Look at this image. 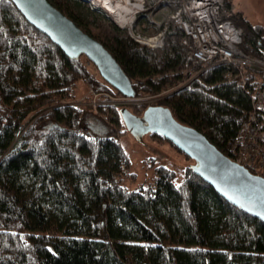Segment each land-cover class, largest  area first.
<instances>
[{
	"label": "trees",
	"instance_id": "1",
	"mask_svg": "<svg viewBox=\"0 0 264 264\" xmlns=\"http://www.w3.org/2000/svg\"><path fill=\"white\" fill-rule=\"evenodd\" d=\"M47 1L110 53L133 97L175 87L149 105L167 107L231 158L252 107L246 88L263 81L264 70L244 68L243 88L231 79V65L194 64L183 33L172 28L170 2L133 19L145 35L158 30L151 19L166 25L163 46L152 49L91 3ZM233 6L219 0L217 18L239 29L240 52L264 61V25ZM90 64L83 55H64L0 0V264H264V223L223 200L186 156L179 180L158 166L151 184L125 185L128 160L116 137L124 128L121 107L107 97L121 95ZM79 81L88 87L85 102L90 90L98 94L96 108L76 102ZM131 107L140 115L147 106ZM87 110L105 120L104 132L90 131Z\"/></svg>",
	"mask_w": 264,
	"mask_h": 264
},
{
	"label": "water",
	"instance_id": "2",
	"mask_svg": "<svg viewBox=\"0 0 264 264\" xmlns=\"http://www.w3.org/2000/svg\"><path fill=\"white\" fill-rule=\"evenodd\" d=\"M9 1L31 27L64 55L69 58L83 55L120 95L133 96L128 78L110 53L47 0ZM118 113L125 131L135 141L140 142L143 136L151 133L159 135L192 161L190 170L223 200L264 223V177L251 173L220 153L199 131L178 122L167 107L149 105L140 115L121 107Z\"/></svg>",
	"mask_w": 264,
	"mask_h": 264
},
{
	"label": "built area",
	"instance_id": "3",
	"mask_svg": "<svg viewBox=\"0 0 264 264\" xmlns=\"http://www.w3.org/2000/svg\"><path fill=\"white\" fill-rule=\"evenodd\" d=\"M170 2L174 10L169 15L173 29L180 30L184 37L181 43L187 49V56L200 61L201 64L223 62H236L242 65L235 67L236 78L244 79V68L254 65L258 60L238 50L236 45L240 41V31L227 20L217 18L219 0H131L138 5L139 12H144L153 6ZM138 12V13H139ZM158 28L155 33L145 35L130 26L125 27L127 35L136 43L152 49L163 46L164 30L159 20L151 19ZM256 66V65H254ZM258 95L250 97L252 111L241 121L237 128L236 139L230 148L231 160L251 173L264 177V89L257 90ZM94 106L96 93L89 91ZM165 91H161V94ZM155 96L149 97H113L108 95L110 103L118 105L128 100L154 101ZM119 106V105H118Z\"/></svg>",
	"mask_w": 264,
	"mask_h": 264
},
{
	"label": "rangeland",
	"instance_id": "4",
	"mask_svg": "<svg viewBox=\"0 0 264 264\" xmlns=\"http://www.w3.org/2000/svg\"><path fill=\"white\" fill-rule=\"evenodd\" d=\"M233 10L241 12V14L252 23L264 25V0H234ZM88 69L91 72L96 71L91 64L88 65ZM87 88V84L82 81H79L75 88H73V93L76 94V96L78 97L76 99V102L80 103L81 106L84 107L90 106L92 108H96V106H94V102H92L91 100L93 98V95L86 102L82 99V96ZM172 88L163 90L165 91V94H161V91L157 93L159 94V96H155L154 101L151 100L152 102L142 103L144 101L141 99L133 101L132 99H130L128 100V102L125 103L119 102L118 105L119 107L127 108L129 111L132 109V105L143 104L148 106L150 103L155 102L159 98L168 95V93L171 92ZM149 96L150 95H146V97ZM97 97L98 94L94 98L95 101H97ZM85 113V118H87V120L85 119V122L87 121L91 132L101 133L105 131L106 122L104 119L96 115L95 111H93L92 113L96 115L95 117L91 114L89 110L85 111ZM90 116H92L93 118H91ZM97 120H99L102 124L98 123ZM103 122L105 123L104 127H102L104 124ZM116 137L123 153L125 154V157L128 160V166L125 169L126 176L129 177L125 180L124 183L130 189H133L140 184H151L154 179V170L158 166H164L166 168L171 169L175 174V180H179L182 177L183 167L189 164V161L183 156V154L175 150L171 145H169L167 141L161 142L148 137V135H145L143 136L142 141L137 142L131 137L128 132L124 130V128H122V132L117 134Z\"/></svg>",
	"mask_w": 264,
	"mask_h": 264
},
{
	"label": "bare ground",
	"instance_id": "5",
	"mask_svg": "<svg viewBox=\"0 0 264 264\" xmlns=\"http://www.w3.org/2000/svg\"><path fill=\"white\" fill-rule=\"evenodd\" d=\"M88 1L91 2L92 5L94 4L93 5L94 7L99 8L101 11L106 13L108 15V17H110L111 20H113L114 23L117 24L120 28H124V29H125V27H128L130 25L132 27L133 19H134L136 13L139 11L138 5L131 3V0H88ZM252 58L255 60H258V62L254 64L256 66H254V65L249 66V67H253V70H255V72L252 73L254 75L258 71L264 70V61L262 59H257L254 57H252ZM192 61L194 64H201L200 61H198L196 59H194V60L192 59ZM217 63L228 64V65H242V64L236 63V62L218 61ZM209 64H213V63H209ZM209 64H202V65L210 66ZM231 79L234 81H237L240 85H242L243 88H245L247 86L246 78L240 79V78H236L234 76H231ZM174 88L175 87H173L172 90ZM246 89H248L250 97L253 94L258 95L257 90L264 89V80L263 81H257L255 83V85L252 86L251 89H249V88H246ZM130 97H133V96H130ZM251 111H252V107H251Z\"/></svg>",
	"mask_w": 264,
	"mask_h": 264
},
{
	"label": "crops",
	"instance_id": "6",
	"mask_svg": "<svg viewBox=\"0 0 264 264\" xmlns=\"http://www.w3.org/2000/svg\"><path fill=\"white\" fill-rule=\"evenodd\" d=\"M98 123H101L99 120H97ZM102 124V123H101Z\"/></svg>",
	"mask_w": 264,
	"mask_h": 264
}]
</instances>
